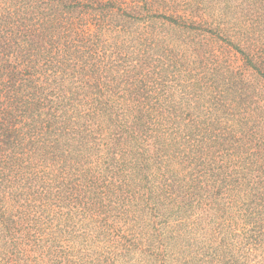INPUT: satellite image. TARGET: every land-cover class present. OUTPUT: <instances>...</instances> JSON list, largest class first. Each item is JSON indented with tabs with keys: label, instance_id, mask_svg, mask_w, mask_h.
Instances as JSON below:
<instances>
[{
	"label": "trees",
	"instance_id": "trees-1",
	"mask_svg": "<svg viewBox=\"0 0 264 264\" xmlns=\"http://www.w3.org/2000/svg\"><path fill=\"white\" fill-rule=\"evenodd\" d=\"M0 264H264V0H0Z\"/></svg>",
	"mask_w": 264,
	"mask_h": 264
},
{
	"label": "rangeland",
	"instance_id": "rangeland-1",
	"mask_svg": "<svg viewBox=\"0 0 264 264\" xmlns=\"http://www.w3.org/2000/svg\"><path fill=\"white\" fill-rule=\"evenodd\" d=\"M207 21H208L209 23H211V22H212V19H211L210 17H207ZM170 249L174 250L175 248L172 247V246H170Z\"/></svg>",
	"mask_w": 264,
	"mask_h": 264
}]
</instances>
